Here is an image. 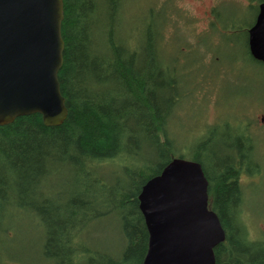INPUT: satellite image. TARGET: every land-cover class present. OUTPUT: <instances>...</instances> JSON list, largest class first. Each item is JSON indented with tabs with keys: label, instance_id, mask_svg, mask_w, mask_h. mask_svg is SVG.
Returning <instances> with one entry per match:
<instances>
[{
	"label": "trees",
	"instance_id": "trees-1",
	"mask_svg": "<svg viewBox=\"0 0 264 264\" xmlns=\"http://www.w3.org/2000/svg\"><path fill=\"white\" fill-rule=\"evenodd\" d=\"M62 2L58 83L67 117L59 127L38 115L0 127V264L17 263L8 256L27 222L44 264H142L148 234L138 196L174 158L202 168L209 210L225 233L215 264H264V230L250 228L248 216V189L264 172L249 124L215 138L219 127L204 125L210 130L192 142L175 135L204 72L166 57L169 32L173 46L193 49L182 32L166 33L167 3L134 24L128 0ZM211 49L199 51L202 67Z\"/></svg>",
	"mask_w": 264,
	"mask_h": 264
},
{
	"label": "water",
	"instance_id": "water-1",
	"mask_svg": "<svg viewBox=\"0 0 264 264\" xmlns=\"http://www.w3.org/2000/svg\"><path fill=\"white\" fill-rule=\"evenodd\" d=\"M62 21V0H0V127L31 115L46 127L65 121ZM247 35L250 57L264 65V0ZM207 186L201 166L181 158L145 183L138 196L148 234L142 264H215L225 233L209 210Z\"/></svg>",
	"mask_w": 264,
	"mask_h": 264
},
{
	"label": "rangeland",
	"instance_id": "rangeland-1",
	"mask_svg": "<svg viewBox=\"0 0 264 264\" xmlns=\"http://www.w3.org/2000/svg\"><path fill=\"white\" fill-rule=\"evenodd\" d=\"M215 1L218 5L210 22L213 28L201 38L202 43L208 44V41L212 46V55L207 52L203 58V62L208 64L205 70L212 75V84L209 78L200 74L195 78L196 84L191 87V92H194L196 99H185L180 112L183 119L179 121L182 131L177 130L175 135L178 133L179 143L192 142L202 131L204 133L213 126L219 127L215 138L222 134L219 131L224 132L231 127L235 129L248 123L264 164V70L250 61L245 45L246 31L256 15L258 0H128L129 20L138 24L145 17L146 24L150 12H156L154 8L158 10L159 4L167 3L171 20L166 26V33L173 30L174 26L182 28L180 32L186 43L193 47L197 34L204 30L205 22L196 21L192 24L191 16L204 20L200 18L203 10H207ZM187 25L197 28L194 31L184 29ZM172 40L173 36L169 32L164 37L165 42L171 41L167 58L176 59L181 68H190L193 75L198 72L191 68L198 66L203 69L198 63L201 55L196 48L186 51L173 46ZM220 68H223V74L218 75ZM204 125L209 128L204 129ZM196 128L200 129L196 131ZM210 133L213 132H209L208 137ZM248 193L253 195L252 198L249 195L250 200L247 198L250 228L253 227L255 232L260 227L264 230V172L251 181ZM26 224L27 227H22L24 229L13 236L14 246L8 257L17 259L16 264H44L39 259L34 227L29 222ZM255 232L252 231V234Z\"/></svg>",
	"mask_w": 264,
	"mask_h": 264
},
{
	"label": "flooded vegetation",
	"instance_id": "flooded-vegetation-1",
	"mask_svg": "<svg viewBox=\"0 0 264 264\" xmlns=\"http://www.w3.org/2000/svg\"><path fill=\"white\" fill-rule=\"evenodd\" d=\"M217 5H218V2L217 1H215L214 2V4H211L209 7H208V9L207 10H203V12H202V14H201V16H200V18H203L204 20H201V19H199V18H197L196 16H191V23L192 24H194L196 21L197 22H205V27H204V30L202 31V32H200L199 34H197V39L195 40V42H194V46L192 47V48H196L198 51H203V50H205L208 46H209V42L207 41V43L208 44H204V43H202V41H201V38H202V36L203 35H205V34H208L209 32H211V30H212V28H213V26H211V24H210V22H211V20L213 19V16H214V14H215V9L217 8ZM256 15H257V12H256ZM256 15H255V17H254V20H253V24H254V21H255V18H256ZM252 24V25H253ZM187 27V28H186ZM184 29H187V30H191V31H194L197 27L196 26H189V25H187ZM170 29V28H169ZM168 30V29H167ZM173 30H176V31H181L182 30V28H179V27H174L173 28ZM248 30L249 29H247V32H248ZM170 31H172V30H170ZM217 35H215L214 36V41H215V37H216ZM248 36V35H247ZM175 38H176V40H178V37H176L175 36ZM179 40L180 41H183L182 40V38H179ZM246 46H247V49H248V43H247V39H246ZM183 51V50H182ZM208 53H211V55H212V51L210 52L209 50H208ZM248 53H249V51H248ZM208 66V64L207 63H204L203 64V69H201L200 68V71H199V73L200 72H204V74H202L201 76L202 77H204V78H209L210 80H211V82H212V75H210L209 74V72L207 71V70H205V68ZM205 67V68H204ZM217 74L218 75H221V74H223V68H220L218 71H217Z\"/></svg>",
	"mask_w": 264,
	"mask_h": 264
}]
</instances>
